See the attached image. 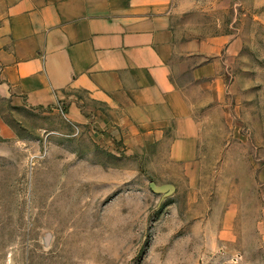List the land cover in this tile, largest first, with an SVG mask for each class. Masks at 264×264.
I'll use <instances>...</instances> for the list:
<instances>
[{
  "label": "rangeland",
  "instance_id": "374dc122",
  "mask_svg": "<svg viewBox=\"0 0 264 264\" xmlns=\"http://www.w3.org/2000/svg\"><path fill=\"white\" fill-rule=\"evenodd\" d=\"M173 11L184 33L223 37L227 118L201 173L0 89V264H264V0Z\"/></svg>",
  "mask_w": 264,
  "mask_h": 264
},
{
  "label": "crops",
  "instance_id": "0c3cea01",
  "mask_svg": "<svg viewBox=\"0 0 264 264\" xmlns=\"http://www.w3.org/2000/svg\"><path fill=\"white\" fill-rule=\"evenodd\" d=\"M223 47L181 31L173 0H0L1 91L29 107L65 102L175 175L201 173L227 118Z\"/></svg>",
  "mask_w": 264,
  "mask_h": 264
},
{
  "label": "water",
  "instance_id": "95a60500",
  "mask_svg": "<svg viewBox=\"0 0 264 264\" xmlns=\"http://www.w3.org/2000/svg\"><path fill=\"white\" fill-rule=\"evenodd\" d=\"M150 186H151L153 189H155V190H158V189L161 188L160 186L155 185V183H154L153 181H150Z\"/></svg>",
  "mask_w": 264,
  "mask_h": 264
}]
</instances>
